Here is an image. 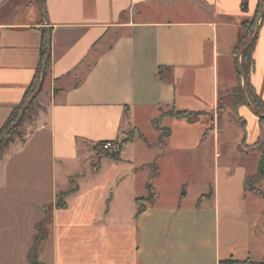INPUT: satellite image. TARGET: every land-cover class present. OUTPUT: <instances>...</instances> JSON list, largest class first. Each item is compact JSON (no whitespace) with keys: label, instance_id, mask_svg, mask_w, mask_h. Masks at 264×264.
<instances>
[{"label":"crops","instance_id":"crops-1","mask_svg":"<svg viewBox=\"0 0 264 264\" xmlns=\"http://www.w3.org/2000/svg\"><path fill=\"white\" fill-rule=\"evenodd\" d=\"M257 3L43 0L45 23L38 0H0V130L50 33L37 98L43 110L0 160V264H29L35 226L50 204L35 264H264V201L244 189L259 153L238 149L243 139L264 143V120L239 106L244 135L232 139L226 126L233 125L204 116L237 85L234 48ZM251 57L248 81L264 103V17ZM170 108L203 115L195 123L164 116L170 133L159 146L152 120ZM129 131L119 160L95 147L119 144ZM154 161L152 183L162 166L180 179L170 199L152 184L155 198L136 215ZM140 173L134 193L126 180ZM195 182L199 192L190 196ZM257 188L264 194V179ZM60 195L64 208L54 207Z\"/></svg>","mask_w":264,"mask_h":264},{"label":"trees","instance_id":"trees-1","mask_svg":"<svg viewBox=\"0 0 264 264\" xmlns=\"http://www.w3.org/2000/svg\"><path fill=\"white\" fill-rule=\"evenodd\" d=\"M263 6H264V0H258L257 7H256V10H255V13H254L252 20L250 22H245V24H244L245 29L242 32V35H241L239 41L237 42V44L234 48L235 54L238 53V51L244 46V44L248 41V39L252 35V33L255 29V26H256L258 15H259L260 11L262 10ZM261 22H262V20H261ZM256 37L253 40L252 44L249 46V48L242 54V56L240 58V64H241L243 73H244L245 78H246V93H247L248 100L250 101L251 105L256 109V111L258 113L264 114V103L254 94L253 90L250 87L249 81H248L249 74L251 73L252 68H253L251 53H252V50H253L255 42H256ZM45 42H46V40L44 39V48L42 51L41 61H40L39 65L36 69L34 78L31 82V84L29 85V87L26 89L22 102L17 107L13 108V110H12L10 116L8 117L6 123L1 128L0 135L14 121V119L17 116L20 108L22 107L24 102L27 100V98L33 93V91L36 87L37 80H38V77L40 74V68H41L42 60H43V57L45 54V47H46ZM48 68H49V60L47 61L45 78L48 74ZM236 77H237V85L235 88H236L237 94L239 95V98H240L239 99L240 102L237 104L239 107L241 105H246V104H245V101H244V98L242 95V91H241V78H240L238 70L236 71ZM45 78H44V80H45ZM42 88H43V86H42ZM42 88H41L39 94L41 93ZM39 94L28 105V107L26 108L25 112L23 113L18 124L14 127V129L0 143V160L3 158V155H4L5 151L7 150V148L9 147V145L14 142L13 138L15 135L18 136V139L20 141L23 140V139H21L22 135L17 134V130L21 127V125L25 121L33 119V117H36L37 114L34 110H35V105L37 104V98H38ZM202 115L203 114L200 112L176 111L174 108H170L167 111L160 112V115L156 119L152 120L153 127L159 132V136H158V141H159L158 143L159 144L158 145L162 146L164 144V140L168 138L169 133H170L168 128L161 125V119L164 116H168V117H171L174 119H183V120L187 121L188 123H195L199 120V118ZM239 118L241 119V122H242V134L244 135L243 132H244L245 123H244V120L240 116H239ZM259 120L263 121L264 118H259ZM140 138L146 143V141L144 140V138L142 136H140ZM131 139H132V136L130 134L128 136V138H125L119 144L116 143L117 149L115 151L109 152V151L103 150L101 152H103L104 155L106 157H108L109 159L119 160L121 147L123 145H126L127 143H129L131 141ZM99 145H100V143L95 147H99ZM241 147L246 152L247 151L248 152L249 151H257L259 153V159H258L256 171L254 174L248 175L245 177L244 189L246 191L253 192L254 194L259 196L264 201V194L262 192H260V190H258V188H257V184L262 179H264V143L258 141L255 144L249 146V145L245 144V141L243 139L241 142ZM149 165H152L154 167V169L149 173L148 179H147L146 184H145V189L147 192L146 197L145 198H136V200H135L136 215H140L145 210V204L152 202L156 196V193L152 187V179L157 175L158 170H157L155 161ZM63 196L64 195L58 196V198L56 199V201L54 203V207H57V208H64L65 207L64 203L62 202ZM181 198H183V193L181 194ZM52 209H53V205H51V204L46 205L45 209H44L43 218L35 226V235L33 237L32 246L28 252L29 264H35L36 263L35 261H36V258L38 256V252L47 240L48 226L51 223ZM248 264H255V263H248Z\"/></svg>","mask_w":264,"mask_h":264},{"label":"rangeland","instance_id":"rangeland-1","mask_svg":"<svg viewBox=\"0 0 264 264\" xmlns=\"http://www.w3.org/2000/svg\"><path fill=\"white\" fill-rule=\"evenodd\" d=\"M236 81H237V77H236ZM239 99L240 98H239V95L237 94L236 88H234L231 91H229L226 96H224L222 98V102H221L220 107H219L217 112L204 115V116L207 115L206 119H211V120L215 121L216 123L218 121H219L218 122L219 124H221V123L227 124V122H229L231 125H233V127L230 126L229 124H227V126H226V131H227L226 133H229L231 135V138L234 137V134L239 135V131L242 132V122H241V119L239 118L238 105H237L240 102ZM42 110H43V106L40 105L38 100H37V104L35 105L34 111L38 115V113ZM35 119H36V117H33V119L25 121L21 125V127L17 130V134L22 135L21 139H24L30 133L31 127L34 125ZM130 134H132L131 131H129L128 134H125V137L123 139L128 138V136ZM149 136L150 135L148 134V137ZM13 140L19 141L18 136L15 135ZM238 149H241V146ZM156 166L158 167L157 162H156ZM146 167L148 168L147 170L149 172H151L154 169V167L152 165H147ZM163 169H165L164 166H162V175H161L159 181L155 184L154 183H152V184H153V186L157 185L158 187L163 189L162 195H164L166 197L165 199H170L172 197L171 193L174 192V190H173L174 184L176 185L177 181L180 178L178 176H176V174L173 173V170L171 168L169 169V171H165ZM143 179H144V174L140 173V174L135 175L131 179L128 178L126 180V183L131 184L134 193H139V188L142 186ZM197 181H199V180L197 179ZM195 183L196 184L192 185V188L189 190L188 194L190 196H195L199 192L200 188L196 187L199 183L198 182H195ZM142 198H145V197H142Z\"/></svg>","mask_w":264,"mask_h":264},{"label":"water","instance_id":"water-1","mask_svg":"<svg viewBox=\"0 0 264 264\" xmlns=\"http://www.w3.org/2000/svg\"><path fill=\"white\" fill-rule=\"evenodd\" d=\"M38 4H39V8H40L43 20L46 23V17L44 15L42 0H38ZM263 17H264V6H263L262 10L260 11V13L258 15L256 26H255V29H254L252 35L250 36L248 41L244 44V46L237 53V60H238V62H237V70H238L240 78H241L242 95H243V98H244L246 106L258 118H264V114L258 113L256 111V109L251 105L250 101L248 100L247 93H246V78H245V75L243 73V70H242V67H241V64H240V58H241L242 54L249 48V46L252 44L253 40L257 36L258 30H259V26H260V22H261ZM49 53H50V33L47 32V34H46V50H45V55H44L43 60H42V64H41V68H40V74H39V77H38V80H37L36 87H35L33 93L27 98V100L24 102V104L20 108V110H19L17 116L15 117L14 121L0 135V143L14 129V127L18 124V122L20 121V119H21L23 113L25 112L26 108L28 107V105L39 94V92H40V90H41V88L43 86V83H44V78H45V72H46V66H47Z\"/></svg>","mask_w":264,"mask_h":264},{"label":"built area","instance_id":"built-area-1","mask_svg":"<svg viewBox=\"0 0 264 264\" xmlns=\"http://www.w3.org/2000/svg\"><path fill=\"white\" fill-rule=\"evenodd\" d=\"M99 148L104 151L112 152L117 149V146L112 141H105L100 143Z\"/></svg>","mask_w":264,"mask_h":264}]
</instances>
